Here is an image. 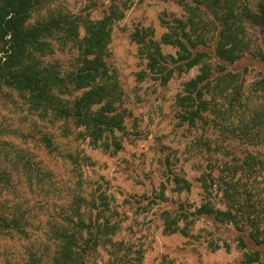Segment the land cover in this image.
I'll use <instances>...</instances> for the list:
<instances>
[{
  "label": "rangeland",
  "instance_id": "obj_1",
  "mask_svg": "<svg viewBox=\"0 0 264 264\" xmlns=\"http://www.w3.org/2000/svg\"><path fill=\"white\" fill-rule=\"evenodd\" d=\"M112 10L121 17L111 26L102 59L117 87L116 112L124 114L121 129L93 143L70 123L29 114L16 92L0 91V139L10 151L3 167L14 171L13 184L20 193L9 196L13 202L25 200L23 207L32 224L29 239L0 238V264H25L27 247L38 249L46 242L42 234L46 223L61 222L65 215L76 220L72 209H77L96 238L85 264H243V253L254 249L264 264V245H253L247 236V211L237 224L193 214L203 201L199 176L211 167L215 175L227 163L240 166L234 175L239 185L237 199L251 205L245 208L249 217L264 228V126L252 130V137L243 136L239 130L250 123V113H241L237 107L231 112L227 105L225 116L215 118L211 108L194 126L181 123L176 98L184 83L199 73V66L174 70L162 83L146 69L133 40L137 29L151 31L152 39L160 40L173 18H184L176 0H48L32 13L29 22L60 12L76 16L82 25ZM245 29L249 49L240 59L232 64L220 61L209 39L204 63L214 75L222 66L235 73L242 85L241 98L250 109L264 105V91L257 85L264 71V60L257 55L259 49L264 50V38L256 28L247 25ZM79 33L83 36V26ZM51 43L55 50L46 61L68 71L75 52ZM161 50L175 56L172 46L163 44ZM234 128L238 130L233 132ZM44 136L50 137V146ZM111 138L120 143V149L110 144ZM248 156L258 162L250 169L243 164ZM25 162L28 176L23 171ZM175 175L186 179L190 189L178 190ZM210 201L216 208L227 207L216 187ZM162 211L170 217L186 213L188 219L178 222L186 234L166 232ZM239 237L247 244L245 248Z\"/></svg>",
  "mask_w": 264,
  "mask_h": 264
},
{
  "label": "trees",
  "instance_id": "obj_2",
  "mask_svg": "<svg viewBox=\"0 0 264 264\" xmlns=\"http://www.w3.org/2000/svg\"><path fill=\"white\" fill-rule=\"evenodd\" d=\"M47 1L0 0V91L8 88L16 92L29 114L49 119L50 122L70 123L74 129L80 130L79 134L84 138L96 143L121 129L123 123L124 114L116 112L117 87L102 59L110 40L111 26L121 17V13L112 10L101 19L86 20L80 25L76 16L58 12L30 23L32 13ZM176 2L184 18H173L160 40L152 39L151 31L144 29H137L133 35L138 54L146 61V69L166 83L174 70L183 72L199 66V73L184 83L182 93L176 98L179 121L194 126L211 108L216 111V118L218 114L225 116L227 111L223 109L224 106L227 105L231 112L237 107L241 113H250V123L244 124L239 131L243 136H251L252 130L258 128L259 124L264 126V105L249 109V104L241 98L242 85L238 83L237 75L227 71L224 66L219 67L217 75H214L204 63L208 56L204 48L210 39L213 54L220 61L232 64L240 59L249 49L247 25L258 29L264 38V0ZM80 26H83V36L79 33ZM52 41L62 49L75 52L68 71L56 62L46 61L45 57L55 50ZM163 44L174 47L175 56L163 54ZM257 55L264 60V50L259 49ZM257 85L264 91V71ZM237 130L234 128L233 132ZM50 140V137L44 136L47 146H50ZM110 144L115 150L121 148L120 143L112 138ZM5 146L6 141L0 139V238L29 239L32 224L23 207L25 200L13 202L9 196L15 192L17 197L20 193L15 191L13 184L14 171L3 167L10 153ZM217 147L215 143L214 150ZM257 163L254 156H248L243 162L245 168L249 169ZM24 164L23 171L28 176L30 171L26 169V162ZM213 168L202 172L198 178L203 201L193 214L210 217L217 223L237 224L238 220L244 218L242 213L247 211L246 219L250 224L247 236L253 245H264V228L252 220L246 210L251 205H242L237 199L239 185L234 175L240 166L223 163L215 175ZM224 172L226 177L222 175ZM38 176L41 180V174ZM173 181L178 190L190 189L189 182L183 177L175 175ZM213 187L219 189L227 201L225 210L216 208L210 201ZM78 201L81 202V199ZM72 211L78 215L76 220L71 215H65L61 222L53 219L46 223V227L42 228L46 242L38 249L27 247L25 264L86 263L89 252L97 244L96 238L80 218L77 209ZM160 216L168 233L181 231L178 222L188 219L186 213H176L170 217L168 212L162 211ZM181 232L186 234L183 230ZM238 241L244 248L247 246L243 237H239ZM243 264H262L259 250L243 253Z\"/></svg>",
  "mask_w": 264,
  "mask_h": 264
}]
</instances>
